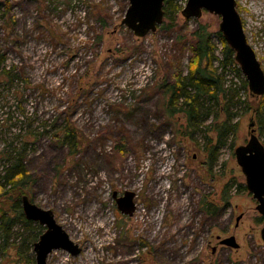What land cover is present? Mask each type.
<instances>
[{
  "label": "rangeland",
  "instance_id": "374dc122",
  "mask_svg": "<svg viewBox=\"0 0 264 264\" xmlns=\"http://www.w3.org/2000/svg\"><path fill=\"white\" fill-rule=\"evenodd\" d=\"M173 1L180 13L140 38L122 24L127 0H0V176L3 155L22 159V196L53 211L82 249L56 250L48 264H264V217L235 156L251 121L262 142L264 127L246 78L231 68L225 87L241 101L228 113L205 98L192 127L185 113L167 117L160 84L188 74L200 24L217 46L215 66L222 58L220 18L186 19L187 0ZM236 1L264 71V0ZM229 118L220 144L216 126ZM126 191L136 195L132 216L113 197ZM21 198L0 202V264L36 262L45 227L24 222ZM204 201L220 205L217 215ZM231 236L239 249L220 245Z\"/></svg>",
  "mask_w": 264,
  "mask_h": 264
},
{
  "label": "water",
  "instance_id": "95a60500",
  "mask_svg": "<svg viewBox=\"0 0 264 264\" xmlns=\"http://www.w3.org/2000/svg\"><path fill=\"white\" fill-rule=\"evenodd\" d=\"M129 7L122 24L137 37H145L156 32L165 19L164 4L166 0H127ZM207 12L220 18L219 31L228 46L235 52V61L242 75L248 82L252 97L264 96V71L256 53L249 44L242 18L237 10L236 0H187L181 14L186 19H200ZM256 123L249 125L250 139L246 145L236 148L235 156L246 180V187L257 201V211L264 217V144L256 135ZM117 208L125 215L132 216L136 211L135 193L126 191L122 197L113 195ZM23 214L27 221L45 227V232L34 243L36 262L48 264L49 255L56 250H64L72 256H78L82 249L75 244L66 230L60 225L51 210H46L26 195L21 198ZM242 216L237 218V223ZM264 242V227L261 231ZM220 245L239 249L236 238L231 236L220 241ZM215 252V249L213 250Z\"/></svg>",
  "mask_w": 264,
  "mask_h": 264
},
{
  "label": "trees",
  "instance_id": "16d2710c",
  "mask_svg": "<svg viewBox=\"0 0 264 264\" xmlns=\"http://www.w3.org/2000/svg\"><path fill=\"white\" fill-rule=\"evenodd\" d=\"M181 9L182 6L174 3L173 0L165 1L164 12L166 18L169 19L173 15L179 14ZM217 36L222 46V58L219 60L218 66H215V62L218 61L216 57L217 46L213 41L212 34L206 26L200 24L191 34L192 57L188 74L183 75L181 71H178L174 74L171 84L170 81H163L160 84L159 88L162 89L165 96L164 111L168 118L177 113H185L189 127H192L200 119L201 102L203 99L216 100L218 103L223 101V110L226 113L229 112L228 109L236 97L241 101V97L232 86L225 87L226 82L224 79L228 68H231L238 77L242 76L241 69L235 61V52L228 46L220 31L217 32ZM243 86L247 87L246 81L243 83ZM252 98L250 108L252 110L254 102L256 105L253 107V113L257 118L258 124L263 128L264 96ZM229 124H231V118L216 126L220 144L222 136L227 133ZM63 135L65 139L74 141L72 142L74 148L77 146L75 131L70 124L64 127ZM209 148H211L210 144ZM2 159L8 161L9 164L4 169L3 176H0V202L5 205L6 203L3 200L7 199L9 202L19 203L21 196L24 194L25 187L30 183V175L22 159L11 157L10 154L3 155ZM223 201L225 200L223 199ZM202 208L207 215L215 216L220 210V205L204 201ZM0 213L5 215V210L1 209ZM24 222L26 224L30 223L26 219Z\"/></svg>",
  "mask_w": 264,
  "mask_h": 264
}]
</instances>
